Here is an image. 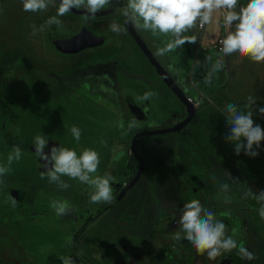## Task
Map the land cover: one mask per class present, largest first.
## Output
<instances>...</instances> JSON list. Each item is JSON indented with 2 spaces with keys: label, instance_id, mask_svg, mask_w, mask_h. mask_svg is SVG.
Returning a JSON list of instances; mask_svg holds the SVG:
<instances>
[{
  "label": "rangeland",
  "instance_id": "obj_1",
  "mask_svg": "<svg viewBox=\"0 0 264 264\" xmlns=\"http://www.w3.org/2000/svg\"><path fill=\"white\" fill-rule=\"evenodd\" d=\"M126 2L112 0L109 8L121 9ZM57 6L54 2L46 12L30 13L22 10L21 0H0V165L7 164V156L13 145H19L22 149L21 159L13 162L11 171L4 177L5 183L0 185V264H62L58 257L64 255H71L76 264H220L226 253L215 260H209L206 254H198L186 240L177 241L173 238L179 230L178 220L182 207L192 199L199 200L205 208L214 212L217 219L226 225L227 234L234 235L238 245L242 244L255 254L256 258L251 261L240 257L239 264H264V219L259 215L260 203L253 198L258 192L251 189L252 194L245 195L250 188L249 181L255 186L258 180L249 176L242 177L243 170L238 168L240 172L233 169L234 162L229 160L226 170H222L224 176L221 178L213 175L220 166L209 172L200 169L197 164L189 165L180 157L183 144L178 142L177 134L142 137L136 144V155L131 156L127 145L125 157V148H118L125 141L111 128L115 119L117 130L121 127L119 124L123 121L126 109L125 97L132 96L143 101L146 93H155L147 98L151 114L146 124L151 130H157V127L168 123L162 117L164 112L170 113L171 110L169 99H165L166 91L169 93L168 98L175 97L126 30L117 35L102 28L105 22H118L113 15L88 21L84 20V16L70 15L67 18L83 22L91 29H96V33L106 35V44L101 50H91L80 55L55 50L50 43L55 34L50 28L62 34L74 28L68 25L71 22L67 23L64 16L59 17L62 26L46 23L49 17L56 14ZM217 17L218 12L213 14L212 23L206 25L203 39ZM33 24L37 29L35 35L30 27ZM135 30L185 96L189 94L193 99L198 97L195 91L196 72L191 77L189 74L193 59L184 52L187 43L163 57H157L154 55L156 48L163 47L171 39V34ZM199 33L197 27L186 34L197 36ZM188 46L193 52L196 43ZM118 53L122 54L118 59L127 55L128 61H120L110 68L105 67V70L94 69V73H97L94 78L83 77L86 65L94 68L104 62L102 59L100 61L99 55L105 57ZM209 54L213 62L221 58L215 52ZM92 60L100 63L92 65ZM179 64L188 68V74H179ZM220 74L224 77L223 86L212 99L213 105L208 102L200 112L204 115L209 105L212 112L210 109L207 112L214 116L213 122L215 119L219 122H214V129L220 137L214 139L209 147L211 157L217 155L216 160L222 154L228 158L235 154L234 145L226 143L224 139L228 131L224 115L227 104H236L244 112L252 110L255 123L264 128V117L255 112V107L249 109L247 100L253 96L256 105L264 106V62H253L247 57L236 58L229 65L225 62L223 72L215 73L214 79ZM104 99L114 106L108 108L100 105ZM221 99L226 100L225 105L218 104ZM73 125L82 131L79 144L70 132ZM41 134L46 140L58 143L59 147L74 148L78 153L84 148H91L100 153L101 162L97 174L114 177L112 187L115 199L109 204L112 208L104 209L103 215L84 224L88 221L87 214L95 213L108 203L90 204V189L86 185L75 187L67 177L63 179L70 185L68 196L76 201L78 213L85 219L83 222L71 218L73 209L69 215L58 217L50 207L48 211L40 209L44 213H39L33 206H27L34 200L37 204L39 201L48 204L52 200L67 201L60 190L58 193L46 190L53 198L49 199V194L44 190L35 191L33 186L42 179L31 157L34 138ZM203 138L205 145L209 144ZM101 140L106 143L101 144ZM259 149L264 156L263 142ZM243 157L246 161L251 159L247 155ZM140 159L143 167L144 161L146 163L144 171L118 200L117 193L122 183L130 182L139 171ZM127 167L129 173L133 174L127 172ZM226 171L230 174L241 173L238 174L241 177L231 176L238 179L239 183L230 180ZM241 178L247 179L248 185ZM43 179H47L46 175ZM261 181V191H264V176ZM225 182L230 185L227 193L221 191V183ZM18 190H22L21 196H13L12 192ZM225 195L231 197L230 203H224ZM10 197L16 199L15 207L11 206ZM240 197H244L245 202ZM221 206L223 209L224 206L233 209L219 210ZM165 251H168L171 260L163 257ZM231 254H238V250H233Z\"/></svg>",
  "mask_w": 264,
  "mask_h": 264
},
{
  "label": "clouds",
  "instance_id": "obj_2",
  "mask_svg": "<svg viewBox=\"0 0 264 264\" xmlns=\"http://www.w3.org/2000/svg\"><path fill=\"white\" fill-rule=\"evenodd\" d=\"M55 0H21L22 10L30 13L46 12ZM112 0H59V7L56 14L48 18V25L62 26V20L66 13L76 9L84 10V20L94 19L96 14L109 8ZM223 10V23L227 30L226 36L221 41L220 52L223 56L239 54L240 57H247L253 62H264V0H248L246 5H240L238 0H127L122 5L121 13L125 23L131 24L137 30H151L153 33L171 34L163 47H157L154 55L163 57L167 53L182 48L186 43H197V36L186 33L199 27L212 23L213 14ZM32 34H36V25H31ZM40 30H43L41 26ZM109 30L120 35L124 28L121 24L113 21ZM211 58L205 57L204 63H210ZM202 66V62L196 60L193 64V72ZM224 68L223 58L211 63V70L204 78L207 85L210 78ZM155 93L148 92L144 98L147 99ZM249 109H254L261 117H264V106L256 105L253 96L247 98ZM228 131L224 137L225 141L234 145V152L239 155L241 151L245 155L255 158L258 149L264 141V128L256 124L253 119V111L244 112L238 109L233 103L227 104L224 109ZM121 128L123 124L121 123ZM136 127L133 120L129 124V130ZM70 132L77 144H79L82 131L78 126H71ZM106 143L101 140V144ZM48 140L44 135H37L34 138V151L40 158L41 178L46 175L48 182L57 185L59 190H67L70 185L63 179L76 180L86 185L89 189L90 204L112 203L115 199L112 182L114 177L105 174H97L101 162L100 153L84 148L79 153L74 148L52 146L48 153L44 149ZM22 156V149L19 145H13L12 151L7 156V164L0 165V185L5 183L4 177L11 171L13 162H18ZM227 172V171H226ZM230 180L239 183L238 179L231 177ZM212 179H215L213 177ZM230 190L229 183H221V191L227 193ZM249 188L245 195H251ZM260 203L259 215L264 219V191H259L253 197ZM224 203H230L231 197L224 196ZM16 199L10 197L12 207L16 206ZM49 207L58 217L69 215L72 205L66 200H52ZM179 230L175 232L174 239L177 241L186 240L197 251L205 255L209 260H215L224 253H231L238 250L241 259L251 261L255 254L249 251L242 244L238 245L234 235L227 234L226 225L210 209L205 208L199 200L192 199L182 207L178 220ZM70 243V242H69ZM62 264H76L71 255L58 257Z\"/></svg>",
  "mask_w": 264,
  "mask_h": 264
},
{
  "label": "crops",
  "instance_id": "obj_3",
  "mask_svg": "<svg viewBox=\"0 0 264 264\" xmlns=\"http://www.w3.org/2000/svg\"><path fill=\"white\" fill-rule=\"evenodd\" d=\"M204 30L202 32H200L199 35H197V43L195 46V50L192 52V48L190 46H188V43H187L186 49H185L186 51H184L186 54L191 55V57L193 59L192 64H194V62L196 60H199L202 62V66L199 67L200 70L195 71L196 72V79H197V87H195V91H197L198 97H195V99H193V97L191 95H189V94L186 95V97L191 99V101L194 102V104H198L197 113H196L195 118L191 121V123L187 127L182 129L179 133H172V134H177L178 135V137H177L178 142L183 144L181 146L180 157L183 159L184 162H188L189 165L197 164L200 169L207 170L209 172H210V170L212 171L214 168H217L218 166H220L218 170L213 172V175L217 178H221L224 176L222 170H226V168L228 167L227 161L228 160L232 161V163L233 162L237 163V165H235L233 163V166H234L233 169H236V170L242 169L243 173L241 174V173L237 172V173L233 174V172H232L231 176L232 177H234V176L241 177L238 175V174H241L242 177H245V178L246 177L248 178V176H249V178L252 179V177H253L254 179L258 180V183H257L258 185L254 186L253 184L250 183V181L248 183L247 179H245V178H241V179H243V181L246 184L247 183L249 184V185L247 184L248 188L250 187L251 189L259 192V191H261V183H262L261 180H262V177L264 176V156L261 154L260 149L257 150L258 155L255 158L248 159L247 161L243 157L245 155L243 151H241V153L239 155L234 154L230 158H228L229 156H225V154L220 155V159L218 157V160H216L217 155H215L214 158L211 157L212 152L210 150L211 148H209V147L212 146L214 139L220 137V135L215 131L216 129H214V125H215L214 122H216V124H219V122H217L218 121L217 119H215L213 122L214 116L210 115L207 112V110L210 109V111H211V108H209L208 106L213 105L211 103V101L213 98H215L217 96L220 88L223 86L224 77L222 74H220V75H218L219 77L216 78V80H215L214 75H213L212 79H210V82L207 85L204 83V78L207 75L208 70L209 71L211 70V63H214L213 57L209 54V52H215L219 56L224 57L223 63L225 65V62H226V64L228 65L227 56L226 57L223 56V54L218 53L217 50L215 49V41L223 32L222 25H221L220 12H218V17L214 20L213 27H211V29L209 30L210 32L207 34L206 38L203 39ZM206 56L211 58L210 63H204V58ZM233 60H236V57H233L231 59V61H233ZM223 70H224V68L221 70V73L223 72ZM187 71H188V68L186 66H183V64L178 65V72L180 75H181V73H186ZM193 73L194 72H193V65H192L189 68L190 77ZM186 74H188V73H186ZM182 75H184V74H182ZM211 82H213V84H210ZM212 85H214V88ZM171 93H172V91H171ZM166 96L167 97L165 99H169L168 101H169V106H170L171 110H170V113L164 112L162 117L165 121H168V123L165 126L157 127L158 129L170 128L173 125L180 122L181 120H183L186 116L184 107L177 100V98L173 95V93H172V96L175 97V99L177 101L173 98H168L169 93L167 91H166ZM147 101H148V112H149L148 118H149V116L151 114V109H150L151 106L149 105V100H147ZM208 102L210 104L207 106L206 111L204 110L206 113L204 115L200 114V112L203 110L204 106L208 104ZM218 102H219L218 104L221 106V105H225L226 100L221 99V100H218ZM159 114H161V113H159ZM157 116L161 117L160 115H157ZM148 118H147V120H149ZM159 121L161 122V120H159ZM143 128L146 129V131H150L152 129V128L149 129V127L147 128V124ZM203 137H205L206 140H208L210 145L209 144L205 145V143L203 142V139H204ZM262 142L264 144V141H262ZM238 159H240L241 161H239ZM232 163H230V164H232ZM239 163H241V164H239ZM145 164L146 163L144 161V166H145ZM238 168H240V169H238ZM247 170H249V171H247ZM229 171H227V172H229ZM240 172H241V170H240ZM250 173H251V176L249 175ZM240 198L242 201L245 202L244 197H240ZM222 206L220 207L221 209H219V210H225L226 209L229 211L230 208L233 209L232 207H229V206H224V209H223ZM255 206H258V205H255ZM242 210H244V208Z\"/></svg>",
  "mask_w": 264,
  "mask_h": 264
},
{
  "label": "flooded vegetation",
  "instance_id": "obj_4",
  "mask_svg": "<svg viewBox=\"0 0 264 264\" xmlns=\"http://www.w3.org/2000/svg\"><path fill=\"white\" fill-rule=\"evenodd\" d=\"M55 3L58 5L57 7H59V2L57 1V0H55ZM110 9H113V10H118V11H120L121 12V9L120 8H109V9H107V10H110ZM79 11H82V12H84V10L83 9H80ZM103 11H106V10H103ZM103 11H101V12H103ZM70 15H73V16H75V17H78V16H84V15H82V14H76V13H74V12H69V13H67V16H65L64 15V17H63V19H67ZM108 15H113V16H115L116 17V20L118 21L117 23H119V24H121V26L124 28V30H126V28L124 27V25H123V23H122V21H121V19L117 16V15H115V14H108ZM104 16H106V15H104ZM101 16H96L94 19H96V18H100ZM69 19H67V23H70V24H68L69 26H73L74 28L72 29V31L71 32H64L63 34L62 33H59V34H62V35H65V36H76V35H78L79 33H81L82 31L85 33V32H88V33H91L94 37H97V38H103V41L102 42H100V40H94V41H92L93 42V44H95L94 46H91V47H86V48H83V49H81V50H78L77 48H67V47H59L57 44H56V42H55V40L52 38L51 39V41H50V43L52 44V46L55 48V50H57V51H59V52H62V53H64V54H69V55H80V54H83V53H86V52H89V51H99V50H101L102 49V47L106 44V35H104L103 33H96V29H91L90 27H88L85 23H83V22H75L74 20H69ZM112 22H109V23H107V22H105L103 25H101L102 26V28L104 29H109V25L111 24ZM133 26V25H132ZM101 28V27H100ZM133 28H134V26H133ZM135 29V28H134ZM51 30H54L53 32H54V34L56 33V30H55V28H50V31ZM136 31V30H135ZM126 32L128 33V31L126 30ZM137 33V32H136ZM129 34V33H128ZM130 35V34H129ZM55 37H56V35H55ZM54 37V38H55ZM132 38V37H131ZM133 40V39H132ZM133 42L135 43V41L133 40ZM136 44V43H135ZM126 45V44H125ZM126 49L128 50V47L126 46ZM119 55H122L121 53H118V54H113V55H108V56H105V57H101L100 55H99V57L98 58H100V61H101V59L104 61L103 63H101V64H99V65H97V66H95L94 68H93V66H91V65H86L85 67H87L85 70H83V72H85V74L83 73V77H85V76H90V77H93L94 78V76L97 74V73H94V69H100V68H102V69H104L105 70V67L106 68H110L111 67V65H117L118 64V62H120V63H122L123 61H128V56L127 55H125L124 56V58H120V59H118V56ZM99 60V59H98ZM96 62H99V61H94V60H92V62L90 63V64H92V65H94V64H96ZM102 62V61H101ZM100 63V62H99ZM79 67H81V66H79ZM93 69V70H92ZM86 71H88V72H86ZM91 71V72H90ZM90 72V73H89ZM100 74V73H99ZM102 74V73H101ZM88 77H86V78H88ZM0 79H2V77H1V74H0ZM101 80H99V82H100ZM105 88L107 89V86L105 85ZM109 88V87H108ZM99 90H101V89H99ZM112 92V91H111ZM111 92L110 93H108V94H111ZM110 96V95H109ZM103 97H105V96H103ZM100 98L101 97H99L98 99L100 100ZM128 98H132V100L134 101V103L138 106V107H140L141 108V110L139 111V110H137V109H135V110H137L136 111V113H134V112H131V110L129 109V106H128V104H127V99ZM191 100V99H190ZM110 101V100H109ZM125 105H126V109L124 110L125 112V115H124V117H122L123 118V121L121 122L122 124H123V128H121V127H119V129L117 130V124L115 123V121H116V119H115V121H114V123L112 124V126H111V128H113V130H114V132L115 133H118L119 134V136L120 137H122L123 139H124V141H125V143L124 142H122L121 143V145L122 146H119L118 148L120 149V147H123V148H125V151H124V154H125V157H126V151H127V145H129V148H130V152H131V156L133 157V154H132V151H131V144H132V139H133V137L136 135V134H138V133H141V132H146V129H144L143 127L146 125V123H147V118H148V115H149V112H148V110L147 111H145L146 110V102L148 103V101H147V99H145V100H141L140 99V101H138L137 99H135L134 97H132V96H127V97H125ZM100 103H101V101H100ZM194 103V102H193ZM100 105H104L105 107L107 106L108 108L109 107H112V106H114V105H111V104H109L108 103V101H106V99H104V101H103V104L101 103ZM121 105V104H120ZM119 105V106H120ZM147 106H148V104H147ZM114 108H116V107H114ZM114 111H115V109H114ZM139 112V113H138ZM146 112V113H145ZM116 113H117V111H116ZM115 118H116V116H115ZM133 120H135V122H136V127H134V128H132L131 130H129V124H130V122H132ZM119 126H120V124H119ZM132 132H134V135L132 136L131 135V137L129 138V135L130 134H132ZM142 138V137H141ZM130 139V140H129ZM140 139V138H139ZM139 139L137 140V142L139 141ZM112 142V141H111ZM48 143H54V142H52V141H48ZM110 143V142H109ZM55 144V143H54ZM56 144H58V143H56ZM58 147H59V145H58ZM34 148V147H33ZM121 151H123L122 149H121ZM120 152V151H119ZM32 155H33V157L34 158H37V156H36V154H35V152H32ZM145 167V166H144ZM140 168V167H139ZM130 170V169H129ZM129 170H128V167H127V172L129 173ZM143 171H144V168H143ZM142 171V172H143ZM39 172V171H38ZM39 173H41V172H39ZM129 174H133V173H129ZM137 174V173H136ZM132 179V178H131ZM130 179V180H131ZM73 181V184H74V186L75 187H81L82 185H84V184H82V183H79L78 181H76V180H72ZM129 183V182H128ZM128 183H125V182H123L122 183V186L120 187V189L118 190V193H117V195H119V193L121 192V190L125 187V186H127V184ZM26 184V183H25ZM34 186V188H35V191H45L46 193H47V191H49L50 193H58L59 191V189L57 188V185H55V184H52V183H49L48 182V179H41V181H39L38 182V184H35V185H33ZM87 187V186H86ZM37 189V190H36ZM47 190V191H46ZM69 190L70 189H67V190H60L61 192V195H63L62 197H66L67 198V201L72 205V209L74 210V214H73V216L71 217V218H75V219H77V220H79V219H81V221L83 222L85 219H82L81 218V215L78 213V210H79V208H78V205H77V203H75L76 201L74 200V199H72V198H69V196H68V192H69ZM49 192L47 193V194H49ZM21 194H22V190H18L17 191V194L15 195L16 197H20L21 196ZM50 196V198L49 199H51L52 198V196H51V194H49L48 195V197ZM64 197V198H65ZM53 199V198H52ZM38 202L36 201V200H34L33 201V203L32 202H29L28 204H27V206L29 207V206H33L34 207V210H38V211H36V212H39V213H44L43 211H41L40 209H45L46 211H48L49 210V204L46 202V201H39V204H37ZM110 208H112V207H110V205L109 204H107V205H105V207H103L102 209H99V210H97V211H95V213H93V214H87V216H86V218H87V222L86 223H84V224H88V223H91V222H93V221H95L98 217H100L101 215H103L104 214V209H110ZM106 210V211H107ZM92 215V216H91ZM80 221V220H79ZM81 226V225H80ZM168 252V251H167ZM167 252L165 251L164 252V254H163V257H166L167 259H169V260H171L170 259V255H168L167 254ZM79 257H81V255H78ZM173 261H175L174 259H173ZM131 264H135V263H131ZM173 264H177V263H173ZM230 264H233V262H231Z\"/></svg>",
  "mask_w": 264,
  "mask_h": 264
},
{
  "label": "water",
  "instance_id": "obj_5",
  "mask_svg": "<svg viewBox=\"0 0 264 264\" xmlns=\"http://www.w3.org/2000/svg\"><path fill=\"white\" fill-rule=\"evenodd\" d=\"M59 2V0H57ZM71 12H74L76 14H82L84 15L85 13L76 9L71 10ZM108 14H115L117 15L124 27L126 28V30L128 31V33L130 34V36L132 37V39L135 41V43L137 44V46L139 47V49L142 51V53L144 54V56L148 59V61L150 62V64L155 68V70L157 71V73L160 75V77L166 81L168 87L170 88V90L172 91L173 95L177 98V100L181 103V105L184 107L185 109V113L186 116L183 120H181L180 122H178L177 124L173 125L170 128H161V129H157V130H152V131H146V132H141L136 134L133 139H132V144H131V151L133 155H136V144H137V140L141 137H149V136H157V135H166V134H172V133H179L182 129H184L185 127H187L191 121L195 118L196 113H197V107H195L194 103L188 98L186 97L182 90L177 86V84L173 81V79L171 78V76L167 73V71H165L160 65L159 63L156 61V59L153 57V55L151 54V52L148 50L147 46L144 44V42L141 40V38L138 36V34L136 33L135 29L133 28V26L131 24H127L125 23V18L123 17L122 13L118 10H106L103 12H99L96 14V16H104V15H108ZM56 37L53 38L56 42V44L59 47H67V48H77L78 50H81L83 48L86 47H91L94 46L95 44H93L92 41L94 40H100V42L103 41V38H97L94 37L91 33L88 32H81L76 36H65L59 33H55ZM127 104L129 106V109L131 110V112L136 113L137 110H141L140 107H138L134 101L132 100V98H128L127 99ZM147 102H146V110H148V106H147ZM137 109V110H135ZM139 113V112H138ZM146 113V112H145ZM52 146H56L58 147V144H54V143H48V145L46 146V148L44 149L45 153H48L50 148ZM35 152L34 148H32L31 153ZM31 157L35 160V163L37 164L36 169L39 172L44 171L45 169H43L41 167V163H43L42 161H40V158L37 156V158H34L32 155ZM143 162L140 159V169L137 172V174L134 176V178L127 184V186H125L121 192L118 195V200H120L125 193L131 188L132 183L134 181H136L139 176L142 174L143 171ZM13 196H15L17 194V192H12ZM239 258L240 256L238 254H231V253H226L223 255L222 261L220 264H230L231 262H233V264H239Z\"/></svg>",
  "mask_w": 264,
  "mask_h": 264
},
{
  "label": "built area",
  "instance_id": "obj_6",
  "mask_svg": "<svg viewBox=\"0 0 264 264\" xmlns=\"http://www.w3.org/2000/svg\"><path fill=\"white\" fill-rule=\"evenodd\" d=\"M220 18H221V22H222V30H223V32H222V34L216 39V41H215V49L217 50V52L218 53H221L220 52V48L222 47V43H221V41L223 40V38L226 36V34H227V30H226V28H225V26H224V23H223V10H221L220 11ZM205 27H206V25L203 27V28H199L198 27V29H199V31L200 32H202L204 29H205ZM221 54H223V53H221ZM195 105V107H197L198 106V104H194Z\"/></svg>",
  "mask_w": 264,
  "mask_h": 264
},
{
  "label": "trees",
  "instance_id": "obj_7",
  "mask_svg": "<svg viewBox=\"0 0 264 264\" xmlns=\"http://www.w3.org/2000/svg\"><path fill=\"white\" fill-rule=\"evenodd\" d=\"M238 2H239L240 5H246L247 2H248V0H238ZM233 57H236V58H242V57L239 56V54H231V55L227 56L228 65H229V63L231 62V59H232Z\"/></svg>",
  "mask_w": 264,
  "mask_h": 264
}]
</instances>
